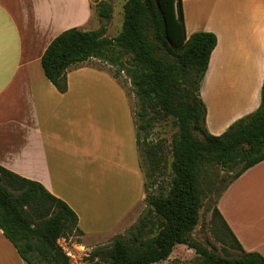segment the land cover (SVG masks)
<instances>
[{
	"label": "crops",
	"instance_id": "obj_1",
	"mask_svg": "<svg viewBox=\"0 0 264 264\" xmlns=\"http://www.w3.org/2000/svg\"><path fill=\"white\" fill-rule=\"evenodd\" d=\"M181 4L187 37L199 31L217 37L200 96L205 128L218 136L259 106L264 0ZM92 16L91 0H0V165L64 201L83 245L120 235L146 208L123 88L83 64L68 69L67 90L59 93L41 67L52 39L69 28L86 30ZM216 207L242 248L264 258V161L231 182ZM0 264H26L1 230Z\"/></svg>",
	"mask_w": 264,
	"mask_h": 264
},
{
	"label": "trees",
	"instance_id": "obj_2",
	"mask_svg": "<svg viewBox=\"0 0 264 264\" xmlns=\"http://www.w3.org/2000/svg\"><path fill=\"white\" fill-rule=\"evenodd\" d=\"M91 11L99 28L73 27L58 34L44 50L41 67L59 93L67 90L68 69L91 60L116 69L111 74L90 64L106 71L121 87L118 74L127 78L136 99L131 116L146 208L125 236H115L88 260L92 264H160L177 245H183L194 256L171 264H264L259 253L242 248L216 207L231 182L264 161V79L258 108L213 136L205 128L200 86L216 35L199 31L187 37L181 0H125L121 31L113 37L105 36L111 3L96 0ZM166 120L174 131L168 141L171 174L164 185L158 178L165 139L153 143L150 137L156 124ZM214 169L233 172L209 208L212 221L219 222L222 235L231 241H223V256L191 238L208 186L205 177ZM0 230L26 264H72L57 241L83 235L76 214L64 201L1 165Z\"/></svg>",
	"mask_w": 264,
	"mask_h": 264
},
{
	"label": "rangeland",
	"instance_id": "obj_3",
	"mask_svg": "<svg viewBox=\"0 0 264 264\" xmlns=\"http://www.w3.org/2000/svg\"><path fill=\"white\" fill-rule=\"evenodd\" d=\"M103 1L110 2L112 5V15L110 20L106 24L105 36L113 37L121 31L122 22H123V4L125 0H103ZM95 2L96 0H91L92 7L95 5ZM99 26L100 24L98 18L96 17L95 14H93L92 21L90 25L86 28V31L97 30ZM89 64L96 65L99 68H104L108 70L111 74L116 73V69L110 67L105 63H100L97 60H91ZM118 81L121 83L122 87L124 88L126 92L125 94H127L126 96H128L127 99H129L131 110L135 112L136 99L131 93V88L127 78L122 73H120L118 74ZM173 131L174 130L170 127L169 120H166L156 124V126L152 130L150 137V141L153 143L158 141L159 139L162 138L165 139L164 157L161 162L162 175H160L158 178V180L161 181L164 185L168 183L171 174V170L169 166L170 154L168 151V146H169L168 141ZM232 173L233 172L222 173L220 170L214 169L212 172H209L208 176L205 177L208 181V186L207 188L204 187L205 195L202 196V207L200 208L199 211V220L191 233L192 240L202 244L207 249L213 251L214 253L220 256L224 255L223 248L226 247L223 241L228 243H231V241L229 237H225L222 235L218 227L219 222H217L216 220L212 221L211 212L209 211V208L213 206L216 193L218 192L220 186L223 184V181L227 180ZM141 211L139 218L142 214L145 213V208L143 209L142 212ZM139 218H137V221ZM130 227L132 226H129V222L127 221L124 229L121 230L119 234L125 236L127 234L128 229H130ZM113 238L114 237L103 239L101 242H97V243L92 241L90 243H86V244L84 243L83 245L81 243V239L76 235H74L66 239L60 238L58 239L57 243L63 249L64 253H66V255L69 257L70 262L72 264H92V262L88 260L89 255L93 251H96L97 249H101L103 247L108 246L110 242L113 240ZM193 256H194L193 250L188 249L185 246H178V248H176L173 252V256H172L173 259L168 260L167 262H164L162 264H171L174 260L185 262L191 259Z\"/></svg>",
	"mask_w": 264,
	"mask_h": 264
}]
</instances>
